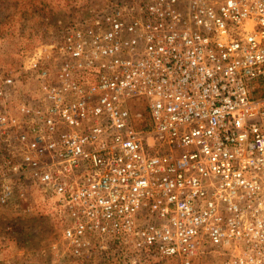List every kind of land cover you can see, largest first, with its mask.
<instances>
[{"label":"built area","instance_id":"obj_1","mask_svg":"<svg viewBox=\"0 0 264 264\" xmlns=\"http://www.w3.org/2000/svg\"><path fill=\"white\" fill-rule=\"evenodd\" d=\"M26 72L0 206L38 195L76 264H264V0H106Z\"/></svg>","mask_w":264,"mask_h":264},{"label":"rangeland","instance_id":"obj_2","mask_svg":"<svg viewBox=\"0 0 264 264\" xmlns=\"http://www.w3.org/2000/svg\"><path fill=\"white\" fill-rule=\"evenodd\" d=\"M106 0H0V80L11 75L18 91L0 98V110L26 92L28 58L57 41L64 27L88 17ZM143 115L146 116L145 113ZM143 118V116H142ZM0 206V264H76L64 249L53 208L38 195Z\"/></svg>","mask_w":264,"mask_h":264}]
</instances>
